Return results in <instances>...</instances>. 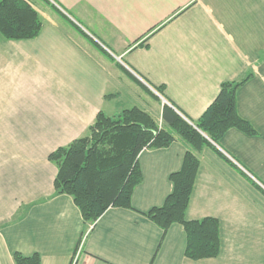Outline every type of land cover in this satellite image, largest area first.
<instances>
[{"label": "crops", "instance_id": "1", "mask_svg": "<svg viewBox=\"0 0 264 264\" xmlns=\"http://www.w3.org/2000/svg\"><path fill=\"white\" fill-rule=\"evenodd\" d=\"M28 1L39 34H0V264H15L14 252L40 264H264V0ZM247 74L236 110L256 133L230 128L198 152L185 212L217 219V256L187 258L183 226L163 233L144 214L172 189L180 140L139 152L132 208L87 224L70 195L54 193L48 154L98 111L135 106L160 121L165 100L194 122L222 81Z\"/></svg>", "mask_w": 264, "mask_h": 264}, {"label": "trees", "instance_id": "2", "mask_svg": "<svg viewBox=\"0 0 264 264\" xmlns=\"http://www.w3.org/2000/svg\"><path fill=\"white\" fill-rule=\"evenodd\" d=\"M40 28L37 11L28 0H0L3 38H34ZM248 77L249 74L237 80L222 81L212 101L193 124L167 104L162 105L160 121L135 106L115 115L98 111L85 135L48 154L57 170L54 193L70 195L87 224L93 223L109 207L132 208L131 193L141 180L139 152L144 148L167 147L180 140L186 149L180 168L169 175L172 189L161 205L144 214L163 233L173 223L183 226L187 258L217 256L220 250L217 219L211 216L187 219L185 212L199 166L198 152L206 145L218 143L230 128L248 135L256 133L236 110L237 88ZM155 90L163 94L162 86ZM13 260L15 264H40L37 253L25 256L14 252Z\"/></svg>", "mask_w": 264, "mask_h": 264}, {"label": "rangeland", "instance_id": "3", "mask_svg": "<svg viewBox=\"0 0 264 264\" xmlns=\"http://www.w3.org/2000/svg\"><path fill=\"white\" fill-rule=\"evenodd\" d=\"M37 2L39 3V0H37ZM146 95H147V94H146ZM146 95H145V99H152V98H150V97H148V96H146ZM159 96H160V95H159ZM160 97H161V96H160ZM133 100H135V101L133 102V104H136V105H137V104H138V101H137L136 99H133ZM123 101H124V99H123ZM153 101H156V100H153ZM161 103H163V104H167V105H168V103H166L165 100H163V101L160 100V104H161ZM153 105H156L155 102H153ZM169 106H170V105H169ZM151 107H152V109H155L154 106H151ZM172 108H173V107H172ZM176 112H177V111H176ZM177 113H178L179 115H181L183 118H185L189 123L193 124V122L189 121V120H188L183 114H180L179 112H177ZM243 119H244V118H243ZM87 132H88V131H86L85 133H83V135L86 134ZM66 144H67V143H66Z\"/></svg>", "mask_w": 264, "mask_h": 264}, {"label": "built area", "instance_id": "4", "mask_svg": "<svg viewBox=\"0 0 264 264\" xmlns=\"http://www.w3.org/2000/svg\"><path fill=\"white\" fill-rule=\"evenodd\" d=\"M74 263V261L73 262H71L70 264H73Z\"/></svg>", "mask_w": 264, "mask_h": 264}, {"label": "water", "instance_id": "5", "mask_svg": "<svg viewBox=\"0 0 264 264\" xmlns=\"http://www.w3.org/2000/svg\"><path fill=\"white\" fill-rule=\"evenodd\" d=\"M158 94V93H157Z\"/></svg>", "mask_w": 264, "mask_h": 264}]
</instances>
